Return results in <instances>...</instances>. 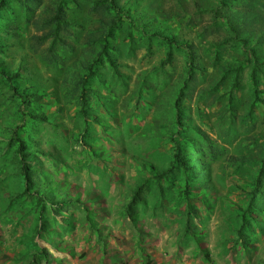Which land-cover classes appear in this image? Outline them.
<instances>
[{
  "label": "rangeland",
  "instance_id": "374dc122",
  "mask_svg": "<svg viewBox=\"0 0 264 264\" xmlns=\"http://www.w3.org/2000/svg\"><path fill=\"white\" fill-rule=\"evenodd\" d=\"M254 53L264 0H0V264H264ZM18 139L64 208L23 196Z\"/></svg>",
  "mask_w": 264,
  "mask_h": 264
},
{
  "label": "trees",
  "instance_id": "16d2710c",
  "mask_svg": "<svg viewBox=\"0 0 264 264\" xmlns=\"http://www.w3.org/2000/svg\"><path fill=\"white\" fill-rule=\"evenodd\" d=\"M220 2H222V0H220ZM104 56L106 57V60L109 63L112 62L106 53H104ZM253 59L255 61L254 62L255 63L254 72H255V68H257L256 64L264 65V57L260 58V57H258L257 54L254 53ZM3 77L5 79H7V81L10 83H11V80L13 78L12 76H6V75H4ZM232 86H234V87L237 86V80L233 81ZM253 95H257V90L255 88H253ZM34 119L41 120L38 117H34ZM177 124H180V121L177 120ZM176 142H177V145L175 148L176 152L174 153V157L178 160V163L176 162L175 166L176 167L177 166L182 167L184 169L183 173L186 174L188 165H185V163L181 162L182 160L179 158L178 152H179L182 145H185L187 148H189V147H191L192 144L187 143V141H183L182 143H178V141H176ZM17 154H18V159H19L20 174H21L23 181H24V187H23L22 194H23V196L31 197V198L35 199L36 205L39 208L40 216L46 211L47 205L51 206L52 208L56 205H61L62 208H64L66 206V204L69 202L65 199V197H60L59 199H56L55 191L53 188L50 187V185H45L42 182L38 183V181L40 179H43L46 177L44 171L42 169H40L38 166V155L36 153L25 152L24 151V143L21 140L18 141ZM183 156L186 157L187 155H183ZM186 162H190V166H193V164H194V166H197V163L194 162L192 159H191V161L187 160ZM262 176H264V168L261 167V169L259 170V172L257 174V180L260 181ZM145 185H146V182L143 181L140 185H138L133 190L130 202L125 208L126 216L130 220V222L134 225H136V223H137V215L135 213V210H136L135 205L137 203L142 202V198H141L140 194L144 190ZM257 190H258V185H256L254 187V193ZM252 196H254V194ZM253 201H254V203H253L254 205L259 203V200H257V199H253ZM42 220H44V219H42ZM188 221H189V219H187V222ZM41 224L43 225L42 221H41ZM40 231L41 232H39V233L44 235V233L46 232V229L44 227H42ZM185 232H187V227H186ZM46 242L50 246L54 247V243L51 240L47 239ZM45 256H47V253L43 249L40 254L38 253V254H35L33 256L32 262H34V264H41V262L44 260Z\"/></svg>",
  "mask_w": 264,
  "mask_h": 264
}]
</instances>
